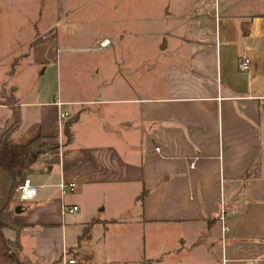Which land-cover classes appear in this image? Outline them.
<instances>
[{
	"label": "crops",
	"instance_id": "crops-1",
	"mask_svg": "<svg viewBox=\"0 0 264 264\" xmlns=\"http://www.w3.org/2000/svg\"><path fill=\"white\" fill-rule=\"evenodd\" d=\"M49 1L41 27L48 0L18 24L0 6V136L13 97V153L37 135L58 143L26 160L38 192L13 202L23 228H0V264H264V0L247 11L240 0H190L144 55L132 0L92 13L100 0ZM60 182L74 189L62 194ZM15 239L11 254L5 240Z\"/></svg>",
	"mask_w": 264,
	"mask_h": 264
},
{
	"label": "rangeland",
	"instance_id": "rangeland-1",
	"mask_svg": "<svg viewBox=\"0 0 264 264\" xmlns=\"http://www.w3.org/2000/svg\"><path fill=\"white\" fill-rule=\"evenodd\" d=\"M23 1L24 0H0V6L2 7L1 14L9 16L11 19L15 17L17 24L22 21V18H25L26 16L33 17V8H35L34 0H25L26 3ZM118 1L124 6L126 0ZM224 1L226 0H211L210 8L213 9L215 4L223 3ZM259 1L261 0H240V2L237 1L238 7L236 9L239 11L259 9L256 8V3H259ZM103 2L108 3L109 0L97 1L96 4L88 8L87 12H94V9H97L98 5ZM189 3L190 0H132L133 21L136 22V25L138 27V29L135 31L136 34L134 36V39L137 40L142 55L148 53L149 49H151V47L153 46V42L157 40V37L164 27L168 28L173 24L178 23L181 17L187 16V14L189 13ZM50 7L51 4L48 0V2L44 4V7L42 8L41 19L37 20V27L45 26L49 23L51 19ZM120 10L123 13H125L126 11L123 9ZM167 12H170V14H167ZM120 15L121 14L119 12H117V14L115 15L116 22L119 20ZM121 26H123V24ZM20 39H22V37ZM168 40L170 41V45L172 46V44H174L171 43L172 39L169 38ZM12 60L13 57L11 56L6 65L11 67L13 63ZM42 79L44 80L45 85L44 96L51 99L54 94H52V91H49L51 82L53 81L52 76H50V72L44 75V78ZM0 180V203L2 204L1 199L6 196V193L4 191H6V189L8 188V180L4 174L0 177ZM14 200L19 201L17 191L16 195L14 196ZM10 249L11 254H17V250L14 246H11Z\"/></svg>",
	"mask_w": 264,
	"mask_h": 264
},
{
	"label": "trees",
	"instance_id": "trees-1",
	"mask_svg": "<svg viewBox=\"0 0 264 264\" xmlns=\"http://www.w3.org/2000/svg\"><path fill=\"white\" fill-rule=\"evenodd\" d=\"M42 41V38H37L32 45L37 42ZM7 100V99H6ZM8 102L11 104V108L14 111V121L12 124L4 131L0 136V167L5 169L10 177L11 183L8 191V195L6 197L5 203L0 206V228H10L17 232L20 231L23 226L15 223L13 220L14 214V207L13 204L14 196L16 194V190L18 186L23 182L25 178L32 172V169L26 163V160L31 155H43L49 152H52L54 149L58 147L57 142H51L53 138L51 137H43L37 135L30 141L22 144L20 146L18 154L13 153V147L9 145L8 140L11 133L16 130L19 126L20 116L18 107L13 105L15 104V99L13 97H9ZM72 120H67V124L64 127V135L66 137L67 142L71 139V132H70V125ZM50 141V142H49ZM146 197V191H141L138 195V201H143ZM5 245L7 246L8 250H11L10 247L14 246L17 250V253L20 250V245L18 244V239L15 240H5ZM22 264H31L29 261L21 260Z\"/></svg>",
	"mask_w": 264,
	"mask_h": 264
},
{
	"label": "built area",
	"instance_id": "built-area-1",
	"mask_svg": "<svg viewBox=\"0 0 264 264\" xmlns=\"http://www.w3.org/2000/svg\"><path fill=\"white\" fill-rule=\"evenodd\" d=\"M249 58L246 56H241L238 60L237 63V68L240 71H247L248 67H249ZM57 104L59 105V103L57 102ZM67 116L66 113L64 112H60L59 113V118L63 119ZM75 184L73 182H69V183H63L60 182L59 184V188L62 194H64L66 191H72L74 189ZM17 195H18V199L21 203H24L25 201H29L32 200V198H34L38 192V187L35 186L34 184L31 183L29 178H25L23 180V182L18 186L17 188ZM78 209L77 206L72 205L70 207H65L64 208V212L65 213H72L75 212ZM225 214H226V210L225 208H222L220 217H219V222L221 224V231L222 234L224 235L225 232L228 230V225L225 224ZM63 264H77V259H75L73 256L72 257H67V258H63Z\"/></svg>",
	"mask_w": 264,
	"mask_h": 264
},
{
	"label": "water",
	"instance_id": "water-1",
	"mask_svg": "<svg viewBox=\"0 0 264 264\" xmlns=\"http://www.w3.org/2000/svg\"><path fill=\"white\" fill-rule=\"evenodd\" d=\"M21 211V206L20 205H17L14 207V213H18Z\"/></svg>",
	"mask_w": 264,
	"mask_h": 264
}]
</instances>
